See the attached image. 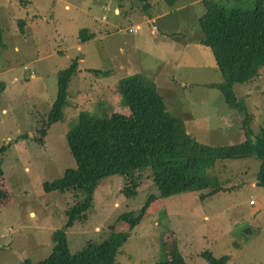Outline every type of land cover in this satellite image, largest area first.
Segmentation results:
<instances>
[{"label": "rangeland", "instance_id": "1", "mask_svg": "<svg viewBox=\"0 0 264 264\" xmlns=\"http://www.w3.org/2000/svg\"><path fill=\"white\" fill-rule=\"evenodd\" d=\"M103 1L0 0V146L5 147L0 156V264H21L25 258L34 262L50 252V233L65 222L66 210L82 201L83 194L44 192L42 183L74 166L66 133L80 111L97 117L127 113L116 90L120 78L141 74L154 81L167 109L199 143L243 141L242 118L249 119L253 137L260 132L263 69L253 80L233 85L245 114L229 107L216 88L204 85L220 82L221 76L209 50L196 44L201 2L180 0L185 6L175 9L164 0H148L145 7L137 0H121L115 14L114 3L103 7ZM91 22L106 23L110 33L81 43L78 32ZM136 24V32L127 31ZM75 58L79 61L67 104L61 118L48 124L58 71ZM258 169L255 157L216 161L208 172L225 180L226 189L201 199L199 194L207 190L159 197L149 170L133 173L140 178L130 195L123 192L128 176L105 177L94 190L87 219L67 231L69 250L78 251L110 229L127 230L121 213L140 208L155 194L143 218L128 230L116 264L152 263L173 242L187 264H207L202 257L206 250L227 256L225 264H264V187L257 184Z\"/></svg>", "mask_w": 264, "mask_h": 264}, {"label": "trees", "instance_id": "2", "mask_svg": "<svg viewBox=\"0 0 264 264\" xmlns=\"http://www.w3.org/2000/svg\"><path fill=\"white\" fill-rule=\"evenodd\" d=\"M137 1L143 3V7L149 5L148 0ZM164 1L168 6L176 2ZM200 2L203 12L197 18L198 43L209 50L221 76L220 82L204 85L216 88L229 107L245 114L244 101L238 99L233 85L249 82L259 75L261 69L264 70V0H251L247 5L245 0ZM22 23L18 20L19 26ZM78 35L81 43L93 37L86 28L80 29ZM78 61L75 58L58 71L57 92L48 114V124L62 116L69 81ZM91 70L96 74L110 73ZM116 90L121 95L119 103L127 108V113L112 112L106 117H97L86 110L80 111L66 133L74 166L66 168L61 176L42 183L44 192L77 191L83 194V200L68 208L65 222L50 233L53 242L50 252L34 262L25 258L21 264H116L115 256L127 239L128 230L140 222L145 210L157 198L155 194H150L140 208L121 213L120 220L126 223L127 230L110 229L99 240H87L74 253L70 252L67 239V231L77 221L87 219L98 183L113 174L129 177V186L123 188L125 195L133 194L139 183L140 176L133 173L149 170L159 197L207 190L205 194H199L201 199L226 189L225 180L208 172L216 161L255 157L259 160L257 184L264 187V120L260 132L253 137L249 119L242 118L245 139L241 142L227 145L199 143L186 133L182 119L167 109L154 81L141 74L125 76L118 80ZM4 148L0 146V156ZM202 257L207 264H225L227 261V256L215 257L208 250L202 253ZM148 264L187 263L173 242L167 254L163 253L162 258Z\"/></svg>", "mask_w": 264, "mask_h": 264}, {"label": "crops", "instance_id": "3", "mask_svg": "<svg viewBox=\"0 0 264 264\" xmlns=\"http://www.w3.org/2000/svg\"><path fill=\"white\" fill-rule=\"evenodd\" d=\"M179 1L180 0H176V2L173 4V5H175L174 6L175 9H180V8H182V7L185 6V4H181V2H179ZM120 2H121V0H117V1L116 0H105V1H103L102 6L103 7H109V5H111L112 3H114L113 10H114V13L117 14V13H119V9H118L117 5H120L121 4ZM193 2L200 3V0H194ZM65 7L67 8V5H65ZM87 13H89V12H87ZM145 14L148 15V16H152V15H150V13H145ZM91 24L92 25H88V27H86V29L88 30V32H90V33L93 34L92 39L89 40V41H92V40H95V39H98L100 41V40L103 39V36H106L107 34L110 33L109 31L111 29L109 27H107V24L106 23L105 24H98L97 22H91ZM135 26L138 27L137 24ZM138 29H139V27H138ZM164 37H167L166 34L164 35ZM198 39H199V36H196V44L197 45H200L198 43ZM252 204H254V203H252Z\"/></svg>", "mask_w": 264, "mask_h": 264}, {"label": "built area", "instance_id": "4", "mask_svg": "<svg viewBox=\"0 0 264 264\" xmlns=\"http://www.w3.org/2000/svg\"><path fill=\"white\" fill-rule=\"evenodd\" d=\"M137 29H138L137 26H130V27L127 28V31L134 33V32L137 31ZM249 203L252 204V203H254V201L253 200H250Z\"/></svg>", "mask_w": 264, "mask_h": 264}, {"label": "water", "instance_id": "5", "mask_svg": "<svg viewBox=\"0 0 264 264\" xmlns=\"http://www.w3.org/2000/svg\"><path fill=\"white\" fill-rule=\"evenodd\" d=\"M32 137V136H31ZM39 137V136H38Z\"/></svg>", "mask_w": 264, "mask_h": 264}]
</instances>
